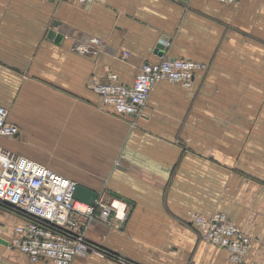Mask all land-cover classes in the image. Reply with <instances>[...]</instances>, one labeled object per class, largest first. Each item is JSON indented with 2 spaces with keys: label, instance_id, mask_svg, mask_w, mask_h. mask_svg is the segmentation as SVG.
<instances>
[{
  "label": "crops",
  "instance_id": "crops-1",
  "mask_svg": "<svg viewBox=\"0 0 264 264\" xmlns=\"http://www.w3.org/2000/svg\"><path fill=\"white\" fill-rule=\"evenodd\" d=\"M92 37L101 41L92 51L77 49ZM164 40V57L207 68L190 87L158 82L146 118L118 113L91 90L93 78L113 72L132 83L145 62L162 58L155 49ZM0 64L24 74L19 95L50 110L40 125L63 128L56 135L73 158L100 168L113 159V187L96 191L132 206L125 223L87 227L112 255L89 252L74 264H124L121 255L140 264H237L201 238L189 211L226 213L252 239L242 264H264V0H0ZM24 223L0 206V264H54L12 245Z\"/></svg>",
  "mask_w": 264,
  "mask_h": 264
},
{
  "label": "built area",
  "instance_id": "built-area-1",
  "mask_svg": "<svg viewBox=\"0 0 264 264\" xmlns=\"http://www.w3.org/2000/svg\"><path fill=\"white\" fill-rule=\"evenodd\" d=\"M56 1L89 4L94 0ZM214 1L233 3L242 0ZM100 43L99 38L92 37L89 42L79 44L77 49L90 52L92 44ZM128 55L129 52H125L123 58ZM205 68L207 64L202 61L162 55L157 62H145L130 84L121 82L118 74L113 72L107 80L93 78L89 86L118 113L146 118L147 101L158 82L168 80L190 87L195 74ZM8 117V109L0 104V206L17 211L25 219L24 224L15 228L12 245L33 262L46 259L54 264H74L77 256L89 252L100 256L110 254L100 244L89 240L87 227L94 220L118 225L127 215L128 204L122 201L124 208L121 211L117 205L121 199L117 197L108 200L99 195L92 204L76 198L80 184L76 179L2 144L3 138L19 134V128L10 123ZM188 214L202 239L228 249L234 263H243L252 239L226 213L206 216L189 211ZM118 258L124 264H135L125 257Z\"/></svg>",
  "mask_w": 264,
  "mask_h": 264
},
{
  "label": "rangeland",
  "instance_id": "rangeland-1",
  "mask_svg": "<svg viewBox=\"0 0 264 264\" xmlns=\"http://www.w3.org/2000/svg\"><path fill=\"white\" fill-rule=\"evenodd\" d=\"M3 74L6 75L2 76ZM0 77L4 78L0 80V103L8 109L9 114L10 111L12 112L11 115L20 129V138H3L4 145L43 160L61 171L69 172L67 174L77 177L81 183L94 190L107 191L113 187V159L109 162H102L100 168L97 162L91 165L82 164L78 160L81 154L73 158L71 155H77L72 153L73 148L60 142L56 135L64 133L65 130L62 128L57 133V130L44 129L40 125V117L47 116L45 114L50 110L47 109L48 112L40 113L35 104L38 98H26L19 95V90L24 84V74L13 70L8 71L6 66L0 64ZM59 143L62 144L59 145Z\"/></svg>",
  "mask_w": 264,
  "mask_h": 264
},
{
  "label": "water",
  "instance_id": "water-1",
  "mask_svg": "<svg viewBox=\"0 0 264 264\" xmlns=\"http://www.w3.org/2000/svg\"><path fill=\"white\" fill-rule=\"evenodd\" d=\"M56 37H57V40H59V39H61L62 35L57 34ZM165 49H166V40L160 41L156 46L155 52H157L160 55H164ZM98 196H99V193L96 190L91 189V188H89V187H87L81 183L79 184V186L75 192L76 198L83 200L85 202L91 203V204L95 202V200L97 199ZM131 209H132V206L130 207L129 210H127V215L123 221L124 223H125V220L127 219V217L129 216V211ZM121 257H122V255H121ZM131 261L135 264H140L136 261H133V260H131Z\"/></svg>",
  "mask_w": 264,
  "mask_h": 264
},
{
  "label": "bare ground",
  "instance_id": "bare-ground-1",
  "mask_svg": "<svg viewBox=\"0 0 264 264\" xmlns=\"http://www.w3.org/2000/svg\"><path fill=\"white\" fill-rule=\"evenodd\" d=\"M117 205L120 207L121 211L124 208V203L122 201H117Z\"/></svg>",
  "mask_w": 264,
  "mask_h": 264
}]
</instances>
